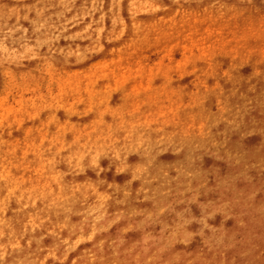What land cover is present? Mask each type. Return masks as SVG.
<instances>
[{
  "label": "rangeland",
  "instance_id": "374dc122",
  "mask_svg": "<svg viewBox=\"0 0 264 264\" xmlns=\"http://www.w3.org/2000/svg\"><path fill=\"white\" fill-rule=\"evenodd\" d=\"M93 1L0 0V264H264V0Z\"/></svg>",
  "mask_w": 264,
  "mask_h": 264
},
{
  "label": "bare ground",
  "instance_id": "6f19581e",
  "mask_svg": "<svg viewBox=\"0 0 264 264\" xmlns=\"http://www.w3.org/2000/svg\"><path fill=\"white\" fill-rule=\"evenodd\" d=\"M83 1L87 3L86 7L94 4L93 0L92 1L91 0H83ZM116 1H124L127 5V7H126L127 9H128V7L131 9H136L139 6H142L144 4L154 3L157 1H163V0H100L99 3L102 5V12L99 14H94V13H91V11H88L87 15L90 17H93L95 20H98V19H100L101 15L103 17L108 12L111 5ZM236 141H238L237 136H235L233 138V141H231V142L235 143ZM82 202H83L82 203L83 208H82V212L80 213V218H79L80 219V226L79 227L77 225L72 226V229L74 231H76L77 233H79L82 230V228L84 227V224L96 225L99 222L100 217H101L100 202L96 197L95 198L94 197H90V198L85 197ZM192 228L195 230L201 229V220L196 221V223L193 224Z\"/></svg>",
  "mask_w": 264,
  "mask_h": 264
}]
</instances>
